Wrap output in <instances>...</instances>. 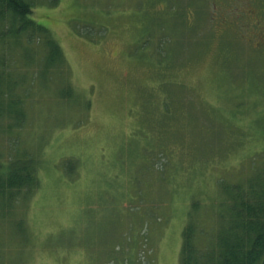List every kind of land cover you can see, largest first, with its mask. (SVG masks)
I'll use <instances>...</instances> for the list:
<instances>
[{
    "label": "rangeland",
    "instance_id": "rangeland-1",
    "mask_svg": "<svg viewBox=\"0 0 264 264\" xmlns=\"http://www.w3.org/2000/svg\"><path fill=\"white\" fill-rule=\"evenodd\" d=\"M27 1L64 63L35 79L39 47L0 39L23 99L21 126L0 102V161L38 162L0 264H179L185 226L203 244L264 170V0Z\"/></svg>",
    "mask_w": 264,
    "mask_h": 264
},
{
    "label": "trees",
    "instance_id": "trees-1",
    "mask_svg": "<svg viewBox=\"0 0 264 264\" xmlns=\"http://www.w3.org/2000/svg\"><path fill=\"white\" fill-rule=\"evenodd\" d=\"M32 12V3L27 0H0V39L9 36L32 42L35 53L39 47L38 53H44V56L36 62L42 66L35 72V79H38L52 68L61 67L64 55L60 44L48 28L34 20ZM13 88L15 86L7 82L6 89H2L0 77V102L4 98L10 99L12 105H9L6 116L17 118L14 120L21 126L23 113L15 108L23 99L12 93ZM61 92V97L65 98H71L73 94L69 86H63V91L58 88V93ZM1 103L0 115H4ZM35 154L34 151L19 150L12 153L6 162L0 161V217L37 188L38 162ZM233 187L229 198H221L216 208L217 214L220 210L224 212V217L217 215L222 223L217 222V227L212 229L214 232L207 235L203 244L197 235H203V230L196 229L192 220L185 226L179 264H264V170L254 185L244 190L237 184ZM14 223L18 228L13 222L12 226L20 234L22 221L14 220Z\"/></svg>",
    "mask_w": 264,
    "mask_h": 264
}]
</instances>
